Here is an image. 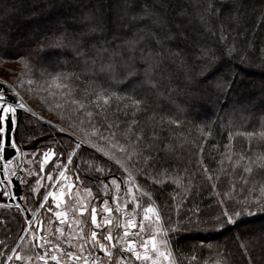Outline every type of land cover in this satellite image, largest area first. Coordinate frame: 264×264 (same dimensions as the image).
Masks as SVG:
<instances>
[{
    "label": "trees",
    "instance_id": "trees-1",
    "mask_svg": "<svg viewBox=\"0 0 264 264\" xmlns=\"http://www.w3.org/2000/svg\"><path fill=\"white\" fill-rule=\"evenodd\" d=\"M130 1L0 0V59L17 62L32 103L125 163L151 194L164 228L180 226L165 236L176 264H264V208L254 204L264 184L258 159L264 157V0ZM108 63L116 65L115 74L100 71ZM145 69L155 87L144 82ZM62 74L72 75L64 80ZM61 83L68 87L58 88ZM101 90L116 95L104 104L96 101ZM128 97L143 103L136 108ZM20 132L18 147L51 146L61 164L76 144L72 135L34 120ZM117 141L131 156L109 147ZM112 160L83 145L72 157L83 187L95 192L98 212L101 202L113 203L101 187L129 174ZM23 190L28 211L37 220L52 219L50 212L44 216L51 206H40L45 190L35 202ZM225 209L244 211L228 223ZM25 227L22 212L0 207V264ZM112 231L117 237L116 223ZM113 251L120 255L118 247Z\"/></svg>",
    "mask_w": 264,
    "mask_h": 264
},
{
    "label": "snow or ice",
    "instance_id": "snow-or-ice-1",
    "mask_svg": "<svg viewBox=\"0 0 264 264\" xmlns=\"http://www.w3.org/2000/svg\"><path fill=\"white\" fill-rule=\"evenodd\" d=\"M92 31H95V29H92ZM100 51H107V49H99ZM83 53L77 51V55H82ZM206 54V53H205ZM95 63V61H93ZM26 66V65H25ZM100 71L102 72H111L115 74L116 71V65L113 63H108L105 65H102L100 68ZM145 83L155 87V84L153 83L150 75H149V69H145ZM130 75L134 74L132 72L129 73ZM63 79L67 80L69 75L72 74H62ZM61 77L54 76L52 79L53 81H57ZM78 78V77H77ZM31 83V81L29 82ZM58 88H67V84H57ZM111 96H115V93H111ZM110 95L104 94V91L101 90L100 93L96 94V101H103L104 104H108L110 101ZM128 99L131 100L132 105L136 108H139V106L143 103L141 100L133 99L132 97H128ZM71 103L73 105H79L81 109L85 108V105L82 101L72 99ZM15 105V106H14ZM97 106H100L97 104ZM17 107L19 108H25V105L21 103L19 100L13 101V103H8L6 100V93L4 91H0V152H3L5 149L6 141L3 138V134L6 132V125L8 129H15L17 126V120H16V110ZM59 107V105H57ZM89 118L92 117L93 113L91 111H87L85 113ZM133 124L136 123V121L132 122ZM111 127V125H109ZM92 135H96V129H92ZM114 135V134H113ZM139 137V134H137ZM101 139H104L103 137H100ZM231 140V136L229 137ZM135 143V141H133ZM83 141L76 143L75 147L72 149L73 152H75L76 149H80L82 147ZM13 148L16 147L15 142L11 145ZM93 148H96L97 151H102L103 149L100 147H97L96 144H91ZM110 148H119L121 153H125V147L124 145L119 144L117 141L115 144L109 145ZM227 147V145H226ZM103 154L105 156H108L110 159H114L115 163L119 165L124 172L129 173L125 177V181L128 185L127 195L131 196L133 200L137 203L139 206V200L134 195L135 193H141L143 196H146L151 200V194L147 191H142V189L139 187L137 182L133 180L131 173L129 172L128 167L125 165V163L120 159L113 155H110L108 151H104ZM55 155V153L49 149L48 151L44 152V161L40 165L41 171L44 170V164L47 163L49 160L52 159V157ZM127 156H131V153H125ZM69 161L72 160V154L69 153L68 156ZM229 159H231L229 157ZM244 157L241 156L240 160H243ZM258 159L264 161V157H258ZM240 160L236 161L235 164H233V168H235L239 163ZM12 163V161L8 160L4 164V179L7 180L9 176L8 172V166ZM261 167H264V164L260 165ZM251 166H245L243 171L245 173H251L252 172ZM98 171H102V169H99ZM204 172L206 174V178L211 181L212 177L208 176V169L205 167ZM12 175H15V173H11ZM60 177H64L65 180L68 179V177L65 174V171H61L59 174ZM48 178L51 180L52 175L51 173L48 174ZM79 180V177L76 178ZM2 182V181H0ZM156 183H160V180H156ZM39 183V181H37ZM112 185H115L117 188H120L121 185L117 183L115 179L111 181ZM67 188L69 190L68 193H66L63 189ZM73 188V184L67 183L65 185L61 186V190L59 192L57 191H49L45 194L44 200L47 201L49 197H51L52 202L55 204L56 211L54 212L55 217L59 221L60 224H65L66 221L69 220V213L74 212L79 214V216H83L86 212H88L90 207V219L91 224L93 226V230H90L86 232L83 228L80 227L82 224V220L79 218H76V216H73L72 219L74 220V223L77 225V230L75 231V234L69 233V236L67 237V240L70 244L71 248H77V243L82 241L83 243H79L78 250L77 251H65L61 248L60 243H52L51 240L46 239L45 237H34L37 242H43L44 245L51 244V251L47 254H41L37 255L36 259L41 262V264H49V261L53 262V264H105L104 260H99L94 255V250L98 249L99 251L104 253V258L107 261H112L113 264H121V261L124 260L123 253H131V256L137 260V261H146L149 262V264H176V261L172 258L173 253L169 250V242L168 239H165L164 237L167 236L168 231H178L179 225H173L170 228L166 229L161 224V214L157 210L156 207L152 203H148L146 207L142 208L143 212V218L138 222L139 223V229L140 233H143L146 228H150L152 230V235L146 236L144 239H142L139 243L133 239H126V237H129L131 235H140V233H133L129 230L137 228V221L133 218L132 215H129L126 221L123 223V234L121 236L115 237L112 234L111 228L106 229V234L100 235L98 232L94 229L103 228L104 226L113 225L115 222L109 215H105L101 221H98V212H97V206L95 205H86L84 203L83 198H77L75 203L69 204L65 203V198L67 196L68 200L71 201L72 197L70 195L71 189ZM213 188H215V185L213 184ZM35 192L36 189H33ZM251 191H255V189H252ZM84 192L87 193L88 196H91V190L88 188L84 189ZM260 197H258L255 201V203H259L262 208H264V184L260 186L259 189ZM4 195H9L7 192L4 193ZM228 194L225 193V196ZM113 202L117 204V207L115 209L116 212H120L121 208L118 203V197H113ZM107 201H105V205L103 207V212L105 214H110L113 212V209L111 207L107 206ZM64 206V210H60L61 206ZM49 211H52L51 208H49ZM244 210L241 209L240 211H233L232 213H229L226 209L222 212V215L224 217H227V222L232 223L235 217H238L242 214ZM216 220L217 224H220L219 217L214 218ZM149 222L146 224L145 222ZM201 223H206L205 221H198L195 225H192V222L189 221V224L192 226H199ZM69 228H71V224L68 225ZM119 227V225H117ZM27 229H25L26 231ZM55 233L57 235V240L60 241L63 237V229L60 227L55 228ZM76 241V242H73ZM91 245V248L88 249L87 255H84L86 251V245ZM117 245H123L119 249L120 255H116V253L113 251V249H116ZM35 246V245H34ZM13 259L17 261H27V258L23 255H21L18 251L15 249L12 250V255L8 256L7 261H5V264H8V262L12 261Z\"/></svg>",
    "mask_w": 264,
    "mask_h": 264
},
{
    "label": "rangeland",
    "instance_id": "rangeland-1",
    "mask_svg": "<svg viewBox=\"0 0 264 264\" xmlns=\"http://www.w3.org/2000/svg\"><path fill=\"white\" fill-rule=\"evenodd\" d=\"M131 1L133 2L134 0H131ZM202 1L203 0H201V2ZM153 2H154V0H153ZM103 13L104 14L110 13L111 16H113V17L116 16V14H114V11L108 12V11L103 10ZM245 17H243V18H245ZM221 27L223 29V26H221ZM124 29H125V31L128 32V27L127 28L124 27ZM207 31L211 32L212 29L210 28ZM189 33H191L190 29L187 28L185 33H184V36L188 35ZM210 34L212 35V33H210ZM225 50H226V48H225ZM221 70L223 73L227 72V70H224V68ZM18 74H19V65L17 64L16 61H6V60L0 59V83L5 86L7 94H9L10 97L12 99H14V101L19 100L21 103H23L25 105V108L23 109V113H22V116L20 118L19 124L17 126V130L14 134V138L16 136L17 131H18V135L20 136V134H21L20 129L23 128L24 122H30V120H34L35 122H40V123L48 126L49 128H51L56 133H62L65 135H72L74 140L76 141V143L83 141V144H82L83 146H86V147L92 149L93 151H95L97 154L103 156L104 158L110 159L108 156H105L101 151H97L96 148H93L91 146V144H95L94 142L88 141L87 139H85L79 135H75V134L71 133L72 131L70 129H68L66 127V125L63 123V121H61L58 117H54L52 114H50L46 109L41 107L39 104L37 105L36 103H32L30 101L31 100V98H30L31 93L28 90L24 89L23 84L25 81L23 82V80L19 79ZM241 76L243 77V75H241ZM26 83H28V82L26 81ZM13 142H15L14 139L12 140V143ZM43 145L44 144L39 145V144H36V142H33V143H31V145H29L27 148H25L26 150L23 148H20L16 145V147H15L16 156L10 160V161H12V163L8 166L9 176H8L7 180L9 181V179L11 177L17 176L18 181H19L20 186H21V190L23 187V189H24L23 193L24 194L25 193L31 194L34 198V199L31 198L33 200V202L39 200V199H37V195L39 194V192L42 189L45 190L43 192L42 196L40 197V200H41L40 202L41 203L44 202L43 205H45V206H53L52 202H51V197H49V199L47 201H45L44 196L47 192L52 190L51 187H55V189H53L52 191L59 192L61 190V186L63 185V181L65 180L64 177H60L58 179L59 185H57V182L54 185H53V183L55 182L57 177H59L60 172L65 171V174L68 177V179L66 180L67 183L73 184V188L71 189V192H70L72 199H74V201H76V199L78 197L83 198L84 203L86 205H95L94 204L95 201L93 200L95 192L91 191V196H88L87 193L84 192L85 188L82 185V177H81V175H79L80 173H78L77 170L73 168L72 160L70 162L68 159L69 153H71L72 157H73L76 154V151L78 150V149H76L75 152L72 151V149L75 147V144H72V148H71L70 152L68 153V156L65 158V161L63 164H61V162L59 161L60 155L56 154L53 147L50 146V147L46 148V147H43ZM49 149H51L55 153V155L52 157L51 160H49L47 163L44 164V170L41 171L40 165L44 161V152L48 151ZM110 160H112V159H110ZM111 162L115 163L114 160H112ZM98 170L99 169H97V171ZM13 172L15 173V175L11 174ZM49 173H51V175H52L51 180L48 178ZM77 177H79V180L76 179ZM37 181H39V183H37ZM117 183L119 185H121L120 188H117L115 185H112L110 183L111 184L110 187H108V186L101 187V191H105V189H106V192H107L106 194L111 195L112 198L114 196L118 197L119 205L126 206V207L132 209V211L140 213V215L143 216L142 208L146 207L147 204L150 203L148 200V197L143 196L141 193H135L134 192V195L139 200V206H138L137 203L133 200V198L131 196L127 195L128 185H127L125 179H124V182H121V183L117 182ZM33 189H36V191L34 192ZM63 190L66 191V193L69 192V190L66 187ZM102 194H104V193H102ZM21 198L23 201V199H24L23 195H21ZM74 201H73V203H75ZM41 203H40V205H41ZM0 207H5L7 209L8 208H15V209H18L20 212H22L20 210V208L15 207L14 205H10V204L6 205V204H2L0 202ZM49 208L53 209V207H48V210L45 211L44 216L46 214L50 215V213L52 212V211H49ZM97 212H98V210H97ZM89 213H90V207H89V210H88L86 216H88ZM98 218H99L98 221H101L100 216H99V212H98ZM45 219H46V217H44V221H43V218L42 219L38 218V223L47 227V229L54 231L53 228H49L50 225L54 224L52 219H50L48 221H46ZM148 223L149 222L146 221V224H148ZM90 226H92L91 221H90ZM95 230L96 231L98 230L97 232L101 236L104 233V232H102V234H101L99 232V229H95ZM147 230L149 232L148 235L153 234L152 230L150 228H147ZM260 234L261 235L263 234L262 239L264 240V226L262 227ZM26 237L28 238V236H26Z\"/></svg>",
    "mask_w": 264,
    "mask_h": 264
},
{
    "label": "built area",
    "instance_id": "built-area-1",
    "mask_svg": "<svg viewBox=\"0 0 264 264\" xmlns=\"http://www.w3.org/2000/svg\"><path fill=\"white\" fill-rule=\"evenodd\" d=\"M57 181H58V179L55 180V182L53 183V185ZM65 184H67V181L66 180L63 181V185H65ZM107 202H108L107 203V206L108 207H111L113 209V212L110 213V214H105L103 212V207H102V206L105 205V201L104 202H101L100 205H99V208L101 210L100 211L101 212L100 213V219L102 220L105 215H109L111 217V219H113V221L116 223V225H119V227H117V232H118L117 237L118 236H121L123 234V231H124V229H123V223L126 221V219L128 218L129 215H132L133 218L137 221V228L131 229L129 231L130 232H133V233H140L139 223L138 222L143 218V216L140 215V213L134 212V211H132V209H130V208L126 207V206H121V205H119L120 208H121V211L120 212H116L115 211V209L117 207L116 203H110L109 201H107ZM43 204H44V202L41 203V206ZM32 224H34V218H32L31 220L27 221V226L25 228L27 230L25 231V229H24L23 234H26V233L29 234L30 239L35 242V246L38 248L39 247V244L40 243H43V242H39L38 243L37 240L34 237H37V238L38 237H45L46 239L50 240V230L47 229V227H45V226H43L42 224H39V223L35 226V229L32 230V229H30V227H31ZM114 224L113 225H109V226H104V227L106 229L111 228V231H112V227L114 226ZM56 227H60V228L63 229L64 228V224H56V225H53L52 224V225H50L49 228H53L54 231H55V228ZM104 234H106V230L103 233V235ZM112 234H113V236L115 238L116 236L114 235L113 231H112ZM148 234H149V232H148V230L146 228L143 233H140V235H131L129 237H126V239H133V240L137 241V243H139L142 239H144L146 236H148ZM78 243H83V242L80 241ZM117 247H118V250H119L121 247H123V245H117ZM90 248H91V245L90 244L89 245H86V252H88V249H90ZM84 255H87V253L84 254ZM94 255L98 259V261L99 260H104L105 261V264H112V261L105 260L104 253L101 252V251H99L98 249L94 250ZM123 256H124L125 259H128L129 262L126 263V262H124V260H122L121 261V264H149V262H146V261H137V260H135L131 256V253L125 252V253H123Z\"/></svg>",
    "mask_w": 264,
    "mask_h": 264
},
{
    "label": "crops",
    "instance_id": "crops-1",
    "mask_svg": "<svg viewBox=\"0 0 264 264\" xmlns=\"http://www.w3.org/2000/svg\"><path fill=\"white\" fill-rule=\"evenodd\" d=\"M73 201H74V199L69 201L67 196H66V198H65L66 204H69V206H70L71 203H73ZM51 202H52V199H51ZM52 205L53 206H51V207H53V209L51 212V216H52L53 222H54V224H60L54 215V212L57 209H56L55 204L53 202H52ZM60 210H64L63 205L61 206ZM86 215H87V212L82 217L79 216V214H77V213L70 212L69 213V220L66 221L64 224V228H63L64 235L60 241L57 240L58 234H56L53 230H51L50 240L52 241V243H60L61 248L64 249L65 251H68V250L77 251L79 243L76 241H73V242L77 243V248H71L70 244L67 240V237L69 236L70 232L75 234V231L77 230V225L74 223V220L72 219L73 216H76V218H79L82 220V224L80 225V227L83 228L86 232L91 230V226L89 225L90 221H91V219L89 217L90 213L88 214V216H86ZM69 224H71V228H69V226H68ZM34 245H35V243L32 242L31 239H28L27 241L23 242L21 244L18 252L21 255L25 256L27 258V261L26 262L25 261H17L15 259H13V263L15 262V264H16V262H17L19 264H41V262L36 259V256L41 255V254H47L48 252H50L51 251V244L45 246V245H43V243H42V245L40 243L38 248ZM86 253H88V252L85 251L84 254H86ZM49 264H53V262L49 261Z\"/></svg>",
    "mask_w": 264,
    "mask_h": 264
},
{
    "label": "water",
    "instance_id": "water-1",
    "mask_svg": "<svg viewBox=\"0 0 264 264\" xmlns=\"http://www.w3.org/2000/svg\"><path fill=\"white\" fill-rule=\"evenodd\" d=\"M0 88L2 89V91H4L6 93V95L12 101H14V99H12L9 94H7L5 86L1 83H0ZM23 109L24 108L17 107V110H16L17 126H18L20 118L22 116ZM17 126L15 127V129H8L7 125H6V132L3 134V138L6 141L5 149L3 152H0L1 158L3 161L11 160L16 155V150L11 145H12V140L14 139V134L17 130ZM3 169H4L3 165L0 162V181H2V182H0V186H1L0 187V202L8 203V204L14 205L16 207H19L20 210H22L24 217L26 219H31L32 215L29 213L28 209L23 204V201L21 198L22 190H21V186H20V183L18 181V178H16V177L10 178V185H9L8 182L4 179ZM3 185L6 187V189L8 191H10V194L7 196V198L2 197ZM18 243H19V241L16 243V245L14 246L13 249H16ZM11 254H12V252H11Z\"/></svg>",
    "mask_w": 264,
    "mask_h": 264
},
{
    "label": "bare ground",
    "instance_id": "bare-ground-1",
    "mask_svg": "<svg viewBox=\"0 0 264 264\" xmlns=\"http://www.w3.org/2000/svg\"><path fill=\"white\" fill-rule=\"evenodd\" d=\"M0 91H2L1 88H0ZM6 100H7L8 103H13V101H12L10 98H8L7 95H6ZM14 106H15V105H14Z\"/></svg>",
    "mask_w": 264,
    "mask_h": 264
}]
</instances>
